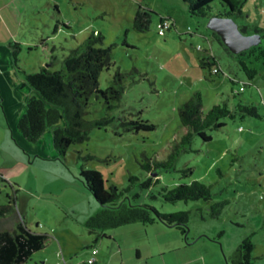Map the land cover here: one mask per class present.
Here are the masks:
<instances>
[{"label": "rangeland", "instance_id": "374dc122", "mask_svg": "<svg viewBox=\"0 0 264 264\" xmlns=\"http://www.w3.org/2000/svg\"><path fill=\"white\" fill-rule=\"evenodd\" d=\"M139 4L153 11L143 33L132 28ZM18 5L19 70L60 69L72 48L97 31L103 35L100 46L112 47L111 65L100 72L99 88L109 86L116 71L123 74L124 86L111 125L93 129L86 140L71 144L61 160L52 145V127L35 143L25 142L14 130L25 102L38 93L26 84L11 54L0 58V205L8 195L14 197L6 221L22 217L28 228L46 235L44 247L22 264H87L92 248L97 249L95 264H119L115 250L122 237L123 246L139 239L146 245L163 241L168 249L178 246L180 250L163 253L165 260L185 252L194 258L191 264H226L225 256L249 235L252 263L264 264V56H257L264 50V0H245L241 14L232 15L247 34L256 28L263 39L253 54L240 58L257 71L252 78L240 67L239 56L226 51L207 29V17L192 16L181 0H20ZM211 7V16L227 12L219 1ZM161 19L167 21V29L161 30ZM210 55L219 73L210 74L200 65ZM195 91L201 95L202 111L218 103L233 108L242 100L254 104L258 117L225 119L223 128L208 132V142L194 137L191 151L179 154L174 168L159 173V184L141 189L149 177L141 165L154 158L164 160L181 138L185 128L177 109ZM103 103L91 97L86 118L102 116ZM119 117L149 120L155 128L124 131ZM81 168L100 173L105 189H122L130 175L136 176L125 195L162 212L186 210L187 236L162 223L137 222L90 233L83 222L100 204L78 178ZM193 180L210 186L211 201L170 203L158 195L161 185L172 188ZM134 193L138 197L132 198ZM224 200L219 216L211 218L210 204ZM96 234L101 235L93 242ZM133 251L127 252L126 264H135Z\"/></svg>", "mask_w": 264, "mask_h": 264}, {"label": "trees", "instance_id": "16d2710c", "mask_svg": "<svg viewBox=\"0 0 264 264\" xmlns=\"http://www.w3.org/2000/svg\"><path fill=\"white\" fill-rule=\"evenodd\" d=\"M181 1L187 3L188 11L192 16L208 18L211 17V4L214 1H219L226 6L227 12L212 14V16H232L241 14L245 0ZM152 13L153 11L148 6L139 4L132 19V28L138 32H146L151 23ZM165 23L168 24L165 19H161V27ZM167 28L168 25L161 30ZM240 31L247 33L245 27H242ZM252 31L260 33L256 28ZM211 34L223 45L216 33L211 32ZM102 38L103 35L100 32L92 31L63 58L60 69L50 70L42 67L29 73L19 70L17 65L18 53L21 50L20 43L14 42L10 45L15 66L19 72L23 73L26 84L38 93V96H31L25 102V110L14 124V130L25 142H37L45 135L47 129L52 127V145L58 158L64 160L65 152L71 144L83 142L93 129L109 126L116 119L113 114L120 103L123 92V74L116 71L109 86L104 89L99 88L98 77L101 71L111 65L112 49L109 46H100ZM258 46H251L246 51L237 54H232L224 46L223 48L232 55L239 56L240 67L248 78H252L257 71L255 68H249L240 58L247 52L253 54L254 50L259 49ZM257 56H264V50L259 49ZM200 65L206 66L210 74L220 72L218 62L213 55L201 59ZM91 97L102 99L105 109L102 116L90 120L86 118V114ZM201 106L202 100L198 91L193 92L179 105L177 109L179 123L185 128V132L178 141H174L164 160L158 161L154 158L141 165L143 171L149 174V177L140 184L141 189H148L153 184H159V173L174 168L179 154L191 151V141L194 137L199 136L201 140L208 142L211 139L208 132L223 128L225 119H234L236 116L244 118L245 115L258 117L254 104L244 103L242 100L237 101L233 108H230L227 103L214 104L206 112L202 111ZM118 125L124 131H151L155 128V125L149 120H142L139 117L135 119L119 117ZM184 171L190 173L191 170L186 168ZM153 172L154 178L151 175ZM78 178L100 204V208L83 222L90 233L137 222L142 225L162 223L169 227H175L180 230L182 235L187 236L189 213L186 210L162 212L152 205L133 203L125 195L138 180L136 176L130 175L128 177L129 184L122 189L113 185L105 189L104 180L97 171L81 168ZM2 180L7 181L3 177ZM14 185L11 183L12 189ZM158 195L170 203L199 199L204 202L212 200L210 186L200 180H193L189 184L180 183L172 188L161 185ZM136 196L138 197V194L134 193L132 198ZM7 198L6 203L0 205V264H22L33 252L44 247L46 235L28 228L21 216V219L10 218L7 222V217L13 212L12 203L15 199L14 197L10 198L9 195ZM225 204H227V200L210 204V217L219 216ZM100 235L96 234L93 242H96ZM250 238L249 235L241 239L233 252L225 256L226 264H253L251 254L254 245ZM96 250V248L90 250L91 258L86 260L87 264L96 263L94 258Z\"/></svg>", "mask_w": 264, "mask_h": 264}, {"label": "crops", "instance_id": "0c3cea01", "mask_svg": "<svg viewBox=\"0 0 264 264\" xmlns=\"http://www.w3.org/2000/svg\"><path fill=\"white\" fill-rule=\"evenodd\" d=\"M19 2L20 0H0V58L11 54L12 49L10 45H12L14 42H17L15 39V32L18 25L17 13L19 9ZM13 26L14 28H12ZM159 231H161V228H159ZM124 238L126 237H122V241L119 240L121 245H118V249L115 250L117 253L116 258H118L119 264H126L125 256L127 255V252L130 251V249L134 250L133 252L136 260L135 264H140L142 261L144 264H191L190 262L194 259L188 254H185V252H180V254H178L174 259L165 260L163 259L164 252L169 250V252H173L174 250H178L179 247H172L173 249L163 248V241H161L162 243L157 241L156 243L152 244L153 246L148 245V243H151L150 241L147 242L146 245V242H142L140 239L134 244L130 243L127 246H123L122 244H125L126 242V239ZM124 250H126V254L123 255ZM149 258L151 259L148 260ZM127 259H130V257L127 256Z\"/></svg>", "mask_w": 264, "mask_h": 264}, {"label": "water", "instance_id": "95a60500", "mask_svg": "<svg viewBox=\"0 0 264 264\" xmlns=\"http://www.w3.org/2000/svg\"><path fill=\"white\" fill-rule=\"evenodd\" d=\"M206 27L220 37L223 46L232 54L246 51L251 46L256 47L263 41L261 35L255 31L249 34L242 33L232 16L214 15L208 17Z\"/></svg>", "mask_w": 264, "mask_h": 264}, {"label": "built area", "instance_id": "2783aa9c", "mask_svg": "<svg viewBox=\"0 0 264 264\" xmlns=\"http://www.w3.org/2000/svg\"><path fill=\"white\" fill-rule=\"evenodd\" d=\"M166 25H167L166 23H165V24H163L162 28H165V27H166Z\"/></svg>", "mask_w": 264, "mask_h": 264}, {"label": "flooded vegetation", "instance_id": "af4514ba", "mask_svg": "<svg viewBox=\"0 0 264 264\" xmlns=\"http://www.w3.org/2000/svg\"><path fill=\"white\" fill-rule=\"evenodd\" d=\"M243 26H240L239 28L242 29Z\"/></svg>", "mask_w": 264, "mask_h": 264}]
</instances>
